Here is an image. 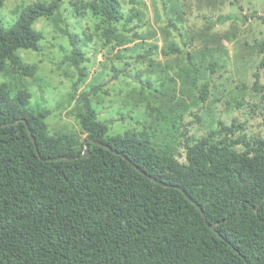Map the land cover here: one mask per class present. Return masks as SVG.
<instances>
[{
    "label": "trees",
    "instance_id": "16d2710c",
    "mask_svg": "<svg viewBox=\"0 0 264 264\" xmlns=\"http://www.w3.org/2000/svg\"><path fill=\"white\" fill-rule=\"evenodd\" d=\"M60 4L28 6L10 29L0 18V76L9 63L24 77L36 75L37 67L23 65L17 52L38 50L42 35L34 25L53 17ZM90 9L109 31L123 20L117 0ZM66 34L74 48L68 61L83 81L84 53L79 40ZM96 92L79 98L85 143H104L171 187L153 183L121 156L93 144L83 159L85 144L67 134L49 135L51 111L5 84L0 126L19 123L0 129V264H264V139H234L243 126H223L188 145L187 162L180 163L157 151L147 132L108 137L110 126L98 121L92 106ZM203 94L206 99L207 86ZM55 158L72 161H43Z\"/></svg>",
    "mask_w": 264,
    "mask_h": 264
},
{
    "label": "rangeland",
    "instance_id": "374dc122",
    "mask_svg": "<svg viewBox=\"0 0 264 264\" xmlns=\"http://www.w3.org/2000/svg\"><path fill=\"white\" fill-rule=\"evenodd\" d=\"M53 1L5 0L0 18L10 29L24 8ZM100 1L61 0L53 17L34 25L38 50L17 52L36 75L9 63L0 76V87L51 111L50 136L67 134L84 147L79 98L97 89L91 102L108 137L147 132L157 151L180 163L188 145L223 126H243L234 139H264V0H117L123 20L114 31L90 9ZM66 33L84 53L83 81L68 61L74 48Z\"/></svg>",
    "mask_w": 264,
    "mask_h": 264
},
{
    "label": "water",
    "instance_id": "95a60500",
    "mask_svg": "<svg viewBox=\"0 0 264 264\" xmlns=\"http://www.w3.org/2000/svg\"><path fill=\"white\" fill-rule=\"evenodd\" d=\"M25 124H26V126H27V129H28V131H29V134H30V137H31V139H32V141H33V144H34V146H35V148H36V151H37V153H38V155L40 156L41 154H40V151H39V148H38V145H37V141H36V139H35V137H34V135H33V132H32V130H31V128H30V126H29V124L28 123H26L25 121H23ZM19 122H16V123H10V124H5V125H2V126H0V129H2V128H5V127H9V126H14V125H17ZM91 144H93V145H95V146H98V147H100V148H104V149H106V150H109L110 152H112V153H114V154H116V155H118V156H121L124 160H126L128 163H130L131 165H133V163L126 157V156H124L123 154H121V153H119V152H117V151H115V150H113L112 148H110L109 146H107V145H105L104 143H101V142H97V141H95V140H93V139H89L86 143H85V152H84V154L82 155V158L83 159H86V158H89L90 156H91V152H90V145ZM43 161L44 162H58V161H72V159H65V158H55V159H43ZM134 166V168L140 173V174H142L143 176H145L146 178H148L150 181H152L153 183H155V184H157V185H161V186H163V187H166V188H169V187H171V186H169V185H166V184H164V183H161V182H159L158 180H156V179H154L153 177H151V176H149L147 173H145L144 171H142L140 168H138L137 166H135V165H133ZM177 189L178 190H180L201 212H202V214H203V216L205 217V213H204V211H203V209H202V207L196 202V201H194V200H192L191 199V197L189 196V194L186 192V191H184V190H182L181 188H179V187H177ZM210 228L213 230V231H215V228L213 227V226H211L210 225Z\"/></svg>",
    "mask_w": 264,
    "mask_h": 264
}]
</instances>
